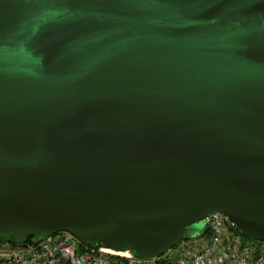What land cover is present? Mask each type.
<instances>
[{
    "label": "water",
    "instance_id": "water-1",
    "mask_svg": "<svg viewBox=\"0 0 264 264\" xmlns=\"http://www.w3.org/2000/svg\"><path fill=\"white\" fill-rule=\"evenodd\" d=\"M213 212L264 242V0H0V242L150 259Z\"/></svg>",
    "mask_w": 264,
    "mask_h": 264
},
{
    "label": "built area",
    "instance_id": "built-area-1",
    "mask_svg": "<svg viewBox=\"0 0 264 264\" xmlns=\"http://www.w3.org/2000/svg\"><path fill=\"white\" fill-rule=\"evenodd\" d=\"M202 221L204 232L150 259L88 246L72 233L58 231L22 244L0 242V264H264V242L244 240L235 223L221 213H208Z\"/></svg>",
    "mask_w": 264,
    "mask_h": 264
},
{
    "label": "trees",
    "instance_id": "trees-1",
    "mask_svg": "<svg viewBox=\"0 0 264 264\" xmlns=\"http://www.w3.org/2000/svg\"><path fill=\"white\" fill-rule=\"evenodd\" d=\"M204 231H205V229L202 230V232H204ZM187 237H188V236H184L183 239H184V238H187ZM241 237H242L244 240H247V241H256V240H252V239L245 238V237H243V236H241ZM35 238H38V237H28L26 242L31 241V240H33V239H35ZM8 242H10V243H12V244H16V243H14L12 240H9ZM95 246H100V245L98 244V245H95Z\"/></svg>",
    "mask_w": 264,
    "mask_h": 264
}]
</instances>
